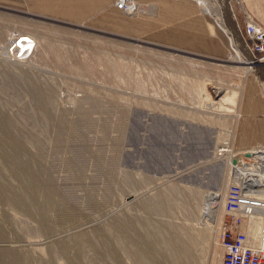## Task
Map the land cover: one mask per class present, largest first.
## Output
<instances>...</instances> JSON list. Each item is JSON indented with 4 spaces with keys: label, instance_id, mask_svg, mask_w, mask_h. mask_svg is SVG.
Instances as JSON below:
<instances>
[{
    "label": "rangeland",
    "instance_id": "1",
    "mask_svg": "<svg viewBox=\"0 0 264 264\" xmlns=\"http://www.w3.org/2000/svg\"><path fill=\"white\" fill-rule=\"evenodd\" d=\"M229 2L240 28L238 9L252 17ZM177 20L195 31V14ZM19 30L38 40L0 54V264H221L226 187L264 198V63L245 73L230 40L214 52L0 4V47Z\"/></svg>",
    "mask_w": 264,
    "mask_h": 264
},
{
    "label": "crops",
    "instance_id": "2",
    "mask_svg": "<svg viewBox=\"0 0 264 264\" xmlns=\"http://www.w3.org/2000/svg\"><path fill=\"white\" fill-rule=\"evenodd\" d=\"M137 1L138 12L131 16L116 9L112 5L113 0H0V4L11 6L33 16L67 24L90 23L109 30L131 28L170 43L193 44L214 52L228 50L230 41L227 35L217 26L214 18L202 9L199 1L200 6L197 0H193L199 10L193 7L190 0ZM147 1H153L150 6L155 11V19L152 14L148 16L140 13L139 9L143 10ZM240 2L242 12L264 27V0H240ZM189 14H195V31L176 25L179 17ZM238 16L243 23L239 9ZM203 22L206 24L204 25ZM247 109L248 104H244L243 111L247 112ZM249 126L246 119H241L236 125V136L241 142L249 143L257 140L255 131H250Z\"/></svg>",
    "mask_w": 264,
    "mask_h": 264
},
{
    "label": "built area",
    "instance_id": "3",
    "mask_svg": "<svg viewBox=\"0 0 264 264\" xmlns=\"http://www.w3.org/2000/svg\"><path fill=\"white\" fill-rule=\"evenodd\" d=\"M136 2L113 0L112 5L125 14H132ZM237 31L255 60L264 58V27L246 17ZM254 188L255 185L249 186L247 180H241L229 183L225 189L222 217L217 223L221 264H264V220L255 235L250 232L253 216H264V198L250 193Z\"/></svg>",
    "mask_w": 264,
    "mask_h": 264
},
{
    "label": "bare ground",
    "instance_id": "4",
    "mask_svg": "<svg viewBox=\"0 0 264 264\" xmlns=\"http://www.w3.org/2000/svg\"><path fill=\"white\" fill-rule=\"evenodd\" d=\"M199 2L205 12L213 15L215 19H218L219 24L222 26L225 34H229L230 46L234 49V53H232V56L230 58L232 62L235 61V63H242L244 67L240 68L244 69L245 73L252 68V65L256 63H264L262 61L264 58L255 60V58L252 56L249 50H247L244 42L240 38L236 27V20L233 13L232 2L230 3L229 0H216L214 4H212L209 0H199ZM199 2L197 0V4H199ZM225 27H227L228 30ZM37 40V36L30 31H14V33L8 35L5 43L0 47V50H3L0 51V54L5 58H12L18 61L24 58L26 59L27 56H24V54L27 55L29 53L31 49L29 44H32V47H34ZM15 53L16 57L13 56ZM258 69H260L264 73V66H259ZM222 150L225 152V149L222 148L221 151ZM232 162L235 164L236 159L233 158ZM256 168L261 171L264 169V165H258L256 166ZM248 184L249 186L255 185V188L257 187L255 182L251 181L248 182Z\"/></svg>",
    "mask_w": 264,
    "mask_h": 264
},
{
    "label": "water",
    "instance_id": "5",
    "mask_svg": "<svg viewBox=\"0 0 264 264\" xmlns=\"http://www.w3.org/2000/svg\"><path fill=\"white\" fill-rule=\"evenodd\" d=\"M248 155L247 153H245V156Z\"/></svg>",
    "mask_w": 264,
    "mask_h": 264
}]
</instances>
